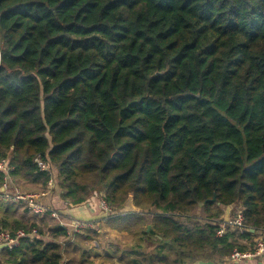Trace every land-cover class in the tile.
<instances>
[{"label": "trees", "instance_id": "obj_1", "mask_svg": "<svg viewBox=\"0 0 264 264\" xmlns=\"http://www.w3.org/2000/svg\"><path fill=\"white\" fill-rule=\"evenodd\" d=\"M2 159L68 207L131 200L108 219L137 239L121 264L225 263L255 236H218L225 208L264 228V0H0ZM6 209L0 228L39 232L0 264H93L98 228L47 237Z\"/></svg>", "mask_w": 264, "mask_h": 264}, {"label": "built area", "instance_id": "obj_2", "mask_svg": "<svg viewBox=\"0 0 264 264\" xmlns=\"http://www.w3.org/2000/svg\"><path fill=\"white\" fill-rule=\"evenodd\" d=\"M36 162L41 170H47L48 164L43 161L41 157L36 158ZM0 169L3 170L8 180L3 185L5 190L2 191L3 196L7 199L24 202L26 203L30 211L37 215H46L57 220V224L61 226L69 227V234L74 235L76 233H83L85 229H97L98 225L101 223L100 220L90 219H68L64 218L62 213L52 206L46 204L43 199L48 196L51 189L54 187V180L50 179L47 187L28 191L13 183L12 179L9 178L8 174L10 172V167L8 166L7 159H2L0 161ZM100 207L102 208L105 218L103 221L107 220L110 212H112V207L105 199L100 200ZM218 228L217 235L225 236L230 231H235L237 235H241L248 230L255 229L247 225L243 210L240 206L228 207L227 214L225 217L217 220ZM38 227H33L30 231L25 228H18L16 230L2 229L0 228V252L8 248L10 250L20 246L23 239L27 237H35L38 235ZM255 233L254 242L251 244L247 239H242V244L246 247L245 249L236 247L228 256L230 263L238 264H254L256 259L264 256V228L252 231ZM65 244L66 242L61 239Z\"/></svg>", "mask_w": 264, "mask_h": 264}, {"label": "rangeland", "instance_id": "obj_3", "mask_svg": "<svg viewBox=\"0 0 264 264\" xmlns=\"http://www.w3.org/2000/svg\"><path fill=\"white\" fill-rule=\"evenodd\" d=\"M28 185H30V184H28ZM18 186L22 187L25 190L32 191V186L31 187L27 186L25 183L19 182ZM39 189H41V188L40 187L36 188V190H39ZM53 190H54V188L51 189V191H53ZM2 200H3L2 201L3 203L1 205L0 211H7L6 208H8L10 210V211L8 210L9 211L8 213L13 215L14 217L25 218V219H26V216H29V217L33 216L34 217V215H33L34 213L30 211V208H29V206L26 203L23 202V203L20 204L18 201L10 200V199H7V198L6 199L2 198ZM5 203H8L11 207H6ZM236 207H238V206H236ZM132 209H133V202L132 201H128L126 203V205L124 206V208H122L121 210L113 209V211L109 213V215L107 217V220L110 218V216H112L113 214H117V213H119V214L123 213L124 214V213H129V212H140V210L137 209V208H136V210H132ZM227 210H228V208H225V211H224V214L222 215V217L226 216ZM149 211L150 212L145 211L143 215L141 214L143 223L140 224V228H145V227H147V225H149V227L151 228V226H152L151 225V221L153 220V216L152 215L156 211L159 212V210H157L155 207H152ZM197 215H198V217H201L203 215V213L200 212V209H198ZM41 216L42 215H40V217ZM43 216L45 218H43L42 221L40 219V223L37 222L36 219H31V218H27V219H29L30 221H34V222L36 221V223L42 227L43 232L45 234H47V237H51V235H49V232L52 230V227H54L57 224V220L53 219V218H51L49 216H46V215H43ZM181 220L185 221V222H187L189 224H196L199 221L198 219L187 221V219H185V217H182ZM110 227L112 228L111 225H110ZM149 227H148V230H150ZM99 228L100 227L98 226V229ZM102 230L101 231H100V229L98 230V239L97 240H93L91 243H89V246L91 248L89 247L88 249L92 250V248H95L96 245H97V242L99 241V243H100V237H102L103 241L105 242V245H104V248H102V251L106 252L105 255H104V261H103L102 264H105V262L112 263V264H120L121 262L119 261V255L121 253H125V252L130 253L131 249H130V246H129L128 243H130L132 241V235L134 236V234L129 233V232L126 231L129 234V236L131 237V239L129 241L125 242V241H122V239L117 237L116 235L110 234L108 232L104 233ZM118 231H120V230H118ZM154 238L157 240V237H154ZM61 239L64 240L65 238H61ZM152 239L153 238H150L148 240V241L152 242V244H150L148 246H154L157 243L156 240L152 241ZM136 240H137L136 236H134V242ZM235 241H236L237 247H244V245L242 244L243 243L242 239H236ZM148 243L149 242H146V244H148ZM148 250H150V248H148ZM108 252H110V254ZM227 263H230L229 260H228V257H226V262L224 264H227Z\"/></svg>", "mask_w": 264, "mask_h": 264}, {"label": "crops", "instance_id": "obj_4", "mask_svg": "<svg viewBox=\"0 0 264 264\" xmlns=\"http://www.w3.org/2000/svg\"><path fill=\"white\" fill-rule=\"evenodd\" d=\"M28 186H32V190H36L35 185H28ZM43 201L52 206L53 208L59 210L62 215L66 216L68 219H83V220H90V219H95V220H102L101 223L98 225L100 228V231L102 230L104 233L108 232L110 234L116 235L117 237L121 238L122 241H129L131 239V237L129 236V234L126 231H118L117 229L111 228L108 220L107 221H103V219L105 218L104 212L102 210V208H100V205H95L93 203H87L78 207H68L67 206V202H63L61 201V198L59 197L58 194H55L54 190L50 191V193L48 194L47 197H45L43 199ZM131 201V200H130ZM21 204V203H20ZM128 207V206H127ZM136 206L133 204V209L132 210H136ZM138 209V208H137ZM33 216H26L27 218H31V219H36L37 222L40 223V219L42 221L43 218H45L44 216L40 215H36L33 214ZM39 218H37V217ZM123 234V235H122ZM133 241V242H132ZM132 241L129 244L130 248L133 246L134 244V236L132 235ZM105 242L103 241L102 237H100V243L99 241L97 242V245L95 248H92V253L90 256V259L93 260V264H102L104 261V255L106 252L102 251V248H104ZM89 244H86V249L89 250ZM91 248V247H90ZM110 254V252H108ZM124 254H128V252H125ZM110 262V261H109ZM105 264H112V263H107L105 262ZM121 264V263H120ZM254 264H264V256H262L259 259H256L254 261Z\"/></svg>", "mask_w": 264, "mask_h": 264}, {"label": "water", "instance_id": "obj_5", "mask_svg": "<svg viewBox=\"0 0 264 264\" xmlns=\"http://www.w3.org/2000/svg\"><path fill=\"white\" fill-rule=\"evenodd\" d=\"M5 187L2 186L1 191H4ZM214 200H216V198H214ZM205 204V202L200 203V206H203ZM150 228V227H149ZM255 229H252V231H254ZM196 264H224V262H215V261H203V260H199L196 262Z\"/></svg>", "mask_w": 264, "mask_h": 264}]
</instances>
